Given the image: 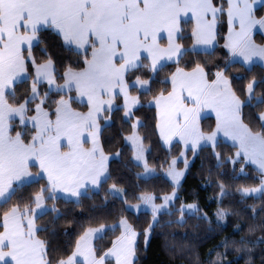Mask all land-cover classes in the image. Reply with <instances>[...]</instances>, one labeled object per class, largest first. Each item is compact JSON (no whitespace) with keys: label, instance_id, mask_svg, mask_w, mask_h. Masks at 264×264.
Listing matches in <instances>:
<instances>
[{"label":"snow or ice","instance_id":"1","mask_svg":"<svg viewBox=\"0 0 264 264\" xmlns=\"http://www.w3.org/2000/svg\"><path fill=\"white\" fill-rule=\"evenodd\" d=\"M262 5L264 0H0V203H10L26 183L47 180L32 203L16 204L3 212L0 264H138V238L142 236L147 246L156 229L184 227L191 218L209 225L213 219L220 225L227 223L239 213L223 206L233 193L222 180L217 181L215 197L220 206L211 217L195 199L178 205L191 163L188 154L195 157L205 148L211 149L218 170L225 164H231L233 170L238 163L255 165L259 186H241L235 191L244 198L259 195L264 200V112L257 116L259 130L247 123L245 116V108L254 107L253 101L264 105V94L256 93L257 81L252 79L242 89L246 97L242 99L228 75L234 63L251 69L259 62L264 67V44L254 39L257 29L264 30V15H257ZM191 21L194 43L186 49L179 42L182 22ZM225 27L222 46L231 60L224 68L217 67L210 75L199 62L190 70L179 66L190 51L214 55ZM45 29L54 30L63 46L80 58L77 67L68 65L59 73L63 83L57 82L55 61L41 37ZM164 39L166 46L161 43ZM41 45H45L40 49L44 58L39 61L33 49ZM169 60L176 64L175 71L160 83L170 89L158 90L149 106L157 110L154 127L164 144L171 148L174 140L183 143L184 150L167 162L165 170L173 190L159 195L141 189L134 197L140 203L132 204L126 190L112 183L108 194L119 199L125 211H150L147 227L137 230L121 213L116 223L88 227L70 255L57 256L52 239L40 236L49 228L38 227L37 219L48 214L45 200L57 199V193L66 194V202L80 205L112 179L109 161L113 156L105 152L100 139V121L110 117L102 113L123 112L131 128L123 139L132 151V162L143 169L135 173L136 178L156 176L157 168L149 162L151 148L140 132L147 125L135 115L142 106L141 97L132 92L151 93L165 67L162 61ZM142 69L148 70L149 78L136 74ZM29 82L30 87L17 96V88ZM45 83L48 89L42 91L40 85ZM118 96L122 105L115 103ZM74 104H86L87 111H78ZM205 110L214 112L216 118L215 129L208 132L201 127ZM29 121L31 131L26 127ZM225 140L236 149L227 157L218 151ZM114 157L122 158L120 152ZM32 167H38L39 172L33 173ZM104 200L107 202V195ZM249 207L254 214L251 219L256 221V208ZM50 211L57 214L51 229L54 238L55 224L65 215L55 204ZM163 217L176 218L162 222ZM108 231L119 235L107 250H98L93 241L103 239ZM256 231L264 232V221L248 226L249 234ZM222 247L224 251L216 253L213 264H230L224 259L230 250L246 253L245 264H255L257 249L261 250L260 264H264V236L225 239Z\"/></svg>","mask_w":264,"mask_h":264},{"label":"trees","instance_id":"2","mask_svg":"<svg viewBox=\"0 0 264 264\" xmlns=\"http://www.w3.org/2000/svg\"><path fill=\"white\" fill-rule=\"evenodd\" d=\"M257 15H264V5L258 9ZM193 26L194 21L182 22L184 31L179 42L186 49H190L193 43L191 38ZM225 35L226 27L221 31L214 55H205L203 51H190L182 58L179 66L187 67L190 70L191 67L195 66V63L199 62L205 64L210 75L217 70V67L224 68L225 62L231 60L227 49L222 46ZM41 37L55 61L57 80L62 81L59 79V73L64 71L68 65H72L74 68L77 67L76 61L80 58L63 46L62 38L54 30L45 29L42 31ZM254 39L257 43L264 44V30L256 31ZM44 46L41 45L33 49L34 55L39 61L44 58L40 50ZM145 63L147 64L149 61L145 60ZM175 68L176 64L174 62L165 64L163 70L156 77V82L152 85L151 93L136 90L132 92V94H138L141 97L142 106L135 110V115L147 125V127L140 129V132L146 137V146L151 148L149 162L155 167L167 166V162H170L172 157L178 156L182 150L180 142L173 143L171 148L164 144L154 127L157 110L154 105L149 106L147 103L152 100L153 95L158 93V90L170 89V85L160 83V81L175 71ZM30 71L32 70L30 69ZM136 74L145 79L151 75L147 69H142ZM228 75L233 80V86L242 99H246L242 89L246 88L252 79L257 81L256 93L258 95L264 94V67L260 63H257L251 69L242 63H234L231 65ZM129 83H132L131 79ZM29 87L30 82L18 87L17 96L22 95ZM57 98L58 96L53 95V99ZM253 105L254 107L245 108L246 122L259 130L257 116L260 112H264V105H256L255 101H253ZM73 107L79 111H87L86 104H74ZM105 115L110 117V121L103 125L100 139L105 152L109 156H113V159L109 161L112 179L103 185V190L91 192L89 194L91 199H83L80 205L66 202V198L62 196H57L55 200L46 199L45 207L49 209V212L37 219L38 227L49 228L48 233L41 232L40 236L42 239H52L53 246L57 249V256L70 255L74 250L76 241L88 227L99 226L101 222L110 225L117 222V217L121 213L129 217L130 221L136 225L137 230L147 227L151 220L150 211H142L139 214L125 211L120 200L114 199L108 194V189L112 183L125 188L129 195V201H138L134 197L139 195L141 189L156 192L159 195L170 194L173 190L170 179L163 174H157L149 180L136 178L135 173L140 172L141 168L136 167L132 162V151L123 139V136L130 134V124L123 119L124 114L122 111L107 112ZM215 123V116H207L201 119V127L205 132L213 130ZM26 127L31 131V126L27 125ZM218 151L224 157H227L231 156L236 149L232 147L231 143L222 141ZM116 152H120L122 158H115L114 153ZM241 167L244 168V172H240ZM218 180H222L227 185L229 192L233 193L224 199L223 206L236 210L239 215L229 217L227 223L223 225L217 224L214 219L213 223L209 225L207 222L191 218L184 227L174 226L172 228L156 229L147 246H145L144 239L141 236L137 242L139 247L138 264H213L216 260V253L224 251L222 242L225 239L239 240L241 235H245L249 239H258L264 236L262 231H256L254 234L248 233L250 224L264 221V211H262L264 200L259 195L244 198L235 191L236 188L241 186H259L261 180L259 172L251 164L239 163L235 170H233L231 164H225L222 169L218 170L210 148L203 149L197 156L193 157L189 171L182 181V187L179 191L181 200L178 205L185 202L191 203L195 199L201 210L207 212L211 217L220 206L215 199L219 191L216 186ZM46 184V178L26 183L12 197L10 203H0V224H2L5 210L16 204L32 203L34 195ZM106 195L108 196L107 202L104 200ZM53 204L65 215L64 219H60L55 224L57 235L54 238L51 237V229L57 214L50 211ZM249 206H255L256 208V221L251 219L254 214ZM33 208H35L34 204ZM174 218L176 217H163L162 222ZM237 225H239V228ZM1 230L2 227H0ZM118 233L108 231L103 239L95 240V246L98 250H107ZM260 254V249L253 253L255 264H260ZM224 259L230 264H245L247 254L230 250Z\"/></svg>","mask_w":264,"mask_h":264},{"label":"rangeland","instance_id":"3","mask_svg":"<svg viewBox=\"0 0 264 264\" xmlns=\"http://www.w3.org/2000/svg\"><path fill=\"white\" fill-rule=\"evenodd\" d=\"M257 44H261V43H257ZM192 45H193V43H192ZM192 45L190 46V49L192 48ZM228 51V50H227ZM257 63H259V62H257ZM57 82L58 83H63V81H58L57 80ZM44 87H42L41 85H40V88H41V90L42 91H46L47 89H48V86H47V84L45 83V84H42ZM131 85V84H130ZM133 95H138V94H133ZM151 101V100H150ZM149 101V102H150ZM149 102H147L148 104H149ZM142 103V102H141ZM123 104V99H122V97L121 96H118L117 97V105H122ZM79 111V110H78ZM83 112V111H82ZM34 113H29V115H33ZM104 115H105V113H104ZM207 116H215V113L214 112H212L211 110H205V112L202 114V118H204V117H207ZM216 119V118H215ZM110 120H108V121H105V120H101L100 121V123H101V129H102V127H103V125L105 124V123H107V122H109ZM135 122V120H133V123ZM27 125H29V126H31V122L29 121L28 122V124ZM215 129V128H214ZM213 129V130H214ZM226 141V140H225ZM175 142H177L176 140H174L173 141V143H175ZM226 142H229V143H231V141H226ZM181 143V146H182V150H181V152L184 150L183 149V143L182 142H180ZM88 147H90L91 146V144L89 143L88 145H87ZM180 155V154H179ZM178 155V156H179ZM174 157H176V156H174ZM188 159H189V161L192 163V160H193V156H192V154L191 153H189L188 154ZM190 163V164H191ZM151 165V164H150ZM252 165V164H251ZM152 167H154V168H157V174H163V175H165V170H166V166H160V167H155L154 165H151ZM255 168H256V166L255 165H253ZM177 167L178 168H180V169H183V164L182 163H178V165H177ZM32 172L33 173H37V172H39V168L38 167H32ZM143 171V169L141 168V170H140V172H142ZM156 174V175H157ZM166 176V175H165ZM167 177V176H166ZM30 183V182H29ZM111 186V185H110ZM117 186L118 187H123V186H121V185H119V184H117ZM257 187V186H256ZM110 188V187H109ZM124 188V187H123ZM125 189V188H124ZM47 195L48 194H46V197H47ZM57 196H62V197H65L66 198V194H64V193H57L56 194ZM130 203H132V204H136V203H140V201H129ZM158 203L160 202V201H157ZM142 211H149V210H147V209H142ZM141 211V212H142ZM125 216H127V215H125ZM128 217V216H127ZM129 218V217H128ZM130 220V219H129ZM114 223H116V222H114ZM113 224V223H112ZM91 227H99V226H91ZM86 231V230H85ZM84 233V232H83ZM118 235H119V233H118ZM116 238V237H115ZM115 240V239H114ZM95 242V240L93 241V243ZM82 259V258H81Z\"/></svg>","mask_w":264,"mask_h":264},{"label":"crops","instance_id":"4","mask_svg":"<svg viewBox=\"0 0 264 264\" xmlns=\"http://www.w3.org/2000/svg\"><path fill=\"white\" fill-rule=\"evenodd\" d=\"M258 30H260V29H257V31H258ZM164 35H165V34H162V36H164ZM161 43H162L164 46H166V45H167V41H166V39L162 40ZM193 43H194V41H193ZM256 43H257V42H256ZM171 62H173V61H171V60L166 61V62H163V61H162V63H164V64H166V63H171ZM115 103H116V105H117V99H116ZM85 112H86V111H85ZM101 115H104V113H102ZM1 231H3V229H2Z\"/></svg>","mask_w":264,"mask_h":264}]
</instances>
